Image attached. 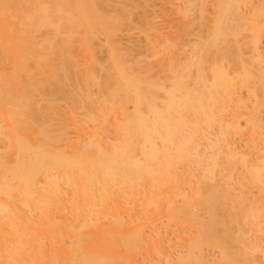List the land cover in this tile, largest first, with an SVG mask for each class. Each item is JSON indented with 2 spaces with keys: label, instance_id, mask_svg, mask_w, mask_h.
Returning a JSON list of instances; mask_svg holds the SVG:
<instances>
[{
  "label": "bare ground",
  "instance_id": "obj_1",
  "mask_svg": "<svg viewBox=\"0 0 264 264\" xmlns=\"http://www.w3.org/2000/svg\"><path fill=\"white\" fill-rule=\"evenodd\" d=\"M94 1L95 0H0V243L9 241L11 244V250L9 251L11 257L16 254V251H18L17 248L24 250L23 248H29L31 245L35 247H45L46 245L43 238L49 239L51 244H59V242H64L68 238L69 241H67V243L70 244L69 251L63 250L62 248L67 259H70V261H84L85 263H88V261L92 263L94 261L93 263L95 264H98L96 261L99 262L100 260L110 258V253L118 246L117 242H119L120 246L122 245L123 248L120 246L119 248H121V250L123 249V253L128 252L134 246V248H136V246L144 248V241L148 237L145 236L147 232L143 235L144 232H142V228H145V225L148 224L144 222L148 221L149 216H147L145 212L147 210L143 208L147 202L145 204L143 202L147 200L149 204L159 206L157 205L159 200L157 191L163 188H161L163 183L166 181L170 182L172 178L174 180L178 177L177 171L179 168L177 170V166H179L180 162L184 159L187 160L189 168L197 167L201 170L203 169L202 175H204V177L206 176V178L210 176V171L205 172V170H208L211 164L213 167L210 169L217 167V164H219V161L217 163L218 155H214V152L212 153L213 156L210 157L211 162L209 161L206 163L208 160L201 152H198L202 151L201 149L198 150L200 148H198V145L202 143L201 141H203L204 144V140L207 141L208 132L206 133V130L208 131L210 128L208 125L209 123L212 124L214 120L217 121L218 119L219 122L225 121L224 118H220L223 112L217 115L215 111L220 113L218 109L222 110L221 106H225L222 105L224 100H220L225 95L223 93H229L231 95L232 91L235 89L236 82H238H234V80H236V74L234 75L232 73L234 75L233 77H235L232 78L231 74H229V72L227 73L230 66L227 67L225 72L223 62L220 63L219 57L215 55L216 53L220 55L219 48L222 47L220 42H222V40L225 41L222 37L227 34H224L225 31L223 32L222 30L223 24H225V22L228 24V18H230L229 23H232V26L230 24L227 27H234L233 24H239L237 20L240 21V19H243V14H241V10H239L240 8L238 6L240 3H234L235 0H232L234 5L237 4V8L239 9L235 8L236 10L233 9L234 11L232 10L231 13L227 10L229 7L224 8L225 6H223L227 3L229 4L231 0H224L226 4L223 2V5L220 0L221 6L220 4L218 5L219 0H216L217 2L214 0L213 4H211L212 1L207 0L210 1L209 4L211 5H207L206 0V3L203 2L204 0H200L202 4L199 2L200 7L197 8L199 17L198 15L197 17L198 21H200V31L201 28L203 30L200 33L198 31L199 34L196 32L197 30H195L197 36L194 35L195 39L191 42L188 39H191L190 30H188L185 25L187 24L190 28L194 23L189 17H192L193 13L191 12L197 14L195 13L197 11L193 10V5L197 4V2H194L195 0H183L184 7L182 8L184 11L182 17L185 16V18L182 19L185 21L186 17H188L193 23L191 22L192 24L188 25V18L186 19L187 22L185 21L184 23L182 21L185 24L183 25L185 26L184 28L187 29H184L182 26V32L185 30L183 32L185 36L177 29V32L181 33L180 36H183V38L189 36L186 37L188 41H186V38L184 39L187 44L184 43V41L183 44H181L182 41H180L181 43L178 42L179 38H177V35L179 34L176 33L175 36L177 40L174 38L175 41H173V39V42L171 41L173 48L170 47V45L168 47L169 51L167 55L170 59L167 60L166 72L168 71L169 75L165 76L163 74L166 78H169V80L163 78V80H167L168 82L166 83L168 86L167 88L166 85H164L165 83L161 81V73H159L161 77L159 78L161 81L160 85V83L157 82L159 79H156L158 77H153V79L157 80L156 82L148 78V75L151 74H149L150 71H148V69L144 71L142 75H139V73L137 74V71L133 72L132 70L136 68V65L134 64L135 67L131 65V63H133L132 60V62H125L126 64H130L129 66H133L132 70L126 69L129 67H126L121 60V55H123L125 53L123 51L126 50L120 51L117 48H120V46L114 43L116 41H111L112 35L109 36L110 34H108L112 31V28L110 27V30L108 26L113 22L110 21L109 23V20H115L116 18L112 16L114 19H111V16H109L108 20L106 17H103V20L101 17L104 13L99 15L97 9H94L96 8L94 7ZM215 4L216 6L214 7ZM231 5L233 4L231 3ZM209 8L212 9L215 15L210 14L211 10ZM221 8L226 10L221 12ZM253 9L255 8L253 7ZM257 9L259 12V8ZM178 12L180 13V11ZM178 12L176 14H178ZM98 19L103 20L102 22L100 20L99 25ZM182 22H180V24ZM249 23H251L250 20ZM252 24L253 22L251 25ZM239 25H242V23ZM239 25H237L238 29L234 27L238 34L241 31L238 32V30L241 29ZM234 28L231 32L235 31ZM254 28L256 32L253 33V40L252 38L250 39L252 41L250 49H252V53H255L254 55L256 56L254 57L260 59L262 56L260 54L262 52H260L259 44L262 37L261 33H259V28L261 29V27L257 26ZM45 29L48 33L47 31L45 32ZM220 30L223 36H221ZM106 31L108 36L106 35ZM247 31L249 32V30ZM175 32L176 31H174V34ZM231 32V36L233 34L235 35L233 38L231 36L229 38L227 35L229 39H227V42L232 39V42L228 43H230L231 46H236L233 40H236L235 37L238 36V34L236 35V32ZM100 35H104L102 36L104 38L106 37L105 39L103 38L105 40V45L100 44V48H105L106 50L104 49V51L109 53L108 56L110 61H108L113 67L112 70L110 69L112 73L109 72L111 74H108L104 81L96 75L95 70L98 69L103 71L106 64L102 66L101 63H99L100 65L97 63L95 58L97 50L93 48L91 42L94 37L96 40V37L99 38ZM217 35H220L218 37L222 38L219 39L221 40L220 42L217 40ZM170 36L172 35L170 34ZM156 37L157 36H155V38ZM159 37L162 38L163 36L159 35ZM224 38H226V36ZM160 39L158 41L159 43L163 41H160ZM151 40L153 44L151 42H149V44L152 51L156 52L157 47L155 48L152 46H154V42H158L154 41L152 38ZM164 41L169 43L167 42L169 40L164 39ZM189 42H191L190 45H188ZM241 42L242 41H240V43ZM166 43L164 42L165 45ZM228 43L227 46L229 45ZM162 44L163 42L159 45L161 46ZM218 45L219 51L216 49ZM155 46H157V44ZM214 46H216V48ZM227 46L223 47L230 56L229 51L231 49L227 48ZM231 46L229 45V47ZM236 47L240 48V46ZM158 48L160 49V47ZM210 49L215 50L212 52ZM227 49L229 50L227 51ZM150 50H148V52H150ZM155 52H152L153 55H155ZM127 53L128 52H126V54ZM81 54L85 57L84 60L82 59L83 56L80 57L81 63L83 62V67L79 63L82 70L79 67L77 68L79 65L78 63V65L76 64L74 66L76 60L74 61L73 59L74 57L79 58ZM158 54L160 55V52ZM224 54L222 55L223 58L225 56ZM149 56H151L150 53ZM205 57H208V59ZM57 58L61 61L65 58H67V60L68 58L71 59L70 61H73V64H71L76 69H79L77 71L81 70L80 73L76 70H71L73 67L71 64H68L69 67L67 69L64 62L62 65V63H58V60L55 61ZM220 58L222 57L220 56ZM227 58L225 60H228ZM53 60L54 62L52 63ZM77 60L79 61V59ZM221 60L224 61V59ZM56 62L58 63L57 65L60 64L62 67H58ZM53 64L55 67H58V70L59 68H63V66L66 68H63L64 72L62 70L60 73L67 72L70 74L73 71L74 77L77 76L80 78L81 76L82 78L81 81L76 79L77 77L75 78L76 81L79 82L75 86L76 89H74V92L68 94L67 98L71 101L72 106L67 109V112L64 114L65 120L62 119L63 121H60L59 109L55 104V100L52 98L53 93H55L53 86L58 83V81L55 83L58 79H56L55 73L56 75L59 73L57 72L58 70L56 71L55 67H53ZM227 64L228 63H226V65ZM107 66H109V64ZM164 67L163 69H165ZM107 68L109 69L110 66ZM245 68L246 67H243V79L244 82L249 85V83L251 82L252 84L255 79L252 80L250 72H248V70L246 71L247 68ZM206 71H209L211 74L208 75L209 77L211 76L210 79H208L209 77L206 75ZM59 74L58 76L60 77ZM237 76L240 75L238 74ZM66 77L68 79L70 78L66 76L65 73L63 78H65V82H68L69 80L66 79ZM63 80L62 84L65 85ZM245 83L243 84L246 85ZM168 84L171 85V87H169ZM155 87H157L159 91L162 87L165 89L167 88L168 91L164 90V88L161 90V93L164 92V95L168 98L165 97L166 101H164V97L162 101L157 100V96L153 97V95L157 93L155 92ZM93 89L96 91V94H93ZM229 94L226 95L229 96ZM232 95H234V93ZM228 98L231 97L229 96L227 99ZM231 100L232 99H230V101ZM157 101L160 102L161 105H159ZM220 102H222L221 106L219 105ZM241 102L242 101H239L237 104H242ZM217 105H219L218 107L220 108L217 107L214 110ZM259 105H261V103ZM259 107L260 109L263 108H261V106ZM259 107L253 109L254 113L258 112L257 110H259ZM233 112H236V110ZM112 115L115 118V123L113 122V129H115L113 131L114 136L111 139H106V141L104 140L105 138H103L106 130L105 124L107 126V122H110L108 120ZM234 115V118H237L236 113ZM248 117L252 118V115L247 116V118ZM234 118L232 120H234ZM59 121L66 122L63 124L64 126H62ZM58 124L61 126L58 127ZM224 124L226 123L224 122ZM208 126L209 128H205ZM222 127L218 133H224L221 132ZM228 127L226 124L223 131H227ZM221 134H219L220 137L223 136ZM216 139L213 141L217 142ZM208 142L210 141L208 140L206 144ZM214 144L216 143L214 142ZM211 145L213 146V144ZM202 146L204 145L202 144ZM232 146L229 148H232ZM218 147L217 145V149ZM244 160L245 159H243V162ZM249 162L246 164L245 162L242 163L244 166L243 168H250L253 165L250 164L253 161ZM246 165L248 167H246ZM253 167L254 168L251 169H254V174L252 173L253 170H246L248 175V177L246 176L247 178L244 177V179H242L243 176L240 178L241 175H238L240 182L245 179L251 184L252 182H257V179H253L254 181L251 180L250 182L248 179L250 178L249 173H252L251 175L260 179L264 167H260L261 169H259L257 164L255 166L253 165ZM187 170H190L186 172L188 173L186 175L189 177V175H192L191 173L193 171H191V169ZM212 171H214V169ZM212 171L211 173L213 174ZM215 173L216 172H214V174ZM214 174L212 175L213 177L218 175ZM239 174H241L240 171ZM198 175L200 176V174ZM187 176L186 178H188ZM200 177L203 178L202 176ZM251 177L253 178V176ZM263 178L264 176H261L262 180ZM144 179L149 180V191L146 192H149V195L145 194V198L147 197L148 199L140 202L138 199L140 197L138 195L141 193L138 192L140 194L137 193V195L135 193L137 192L138 186L141 185V181H144ZM207 179H205L204 182ZM173 180L172 182H175ZM211 180H213V178H211ZM201 182L204 184L203 181ZM258 182H260V185H264L263 181L259 180ZM245 183L244 181V185ZM237 184L239 186L237 189L239 190L236 196L238 203H236L238 206H242L244 201H249L246 197L252 196V193L250 192L251 195L246 194L247 196H245V193H248L250 190H248V192H246V190L244 193L242 189L244 185L242 184V186H240L241 184H239V182ZM177 187L179 186L177 185ZM201 187L200 190H198L199 188L197 190L195 188L196 191L194 192L191 190L193 194L186 195L183 199L185 201L183 207L190 202L187 214H190L192 217H195V209L193 208L196 202L194 201L197 198H201V192L204 191H201ZM245 188L247 187H244V189ZM171 192L173 193V191ZM160 194L159 192V195ZM167 194L170 193L168 192ZM199 194H201V196ZM127 195L131 198L134 197L132 199L136 202L139 201V204H144L138 205L140 207V209L138 208V213H134L135 215L132 216V224L136 226L133 228V225L131 227L133 229L130 230L127 229L129 225L126 227V222L123 221L124 218H122L123 220L120 218L122 216V211L121 213L120 211H116L117 208H119L118 210H121V208L124 210V205L122 204L123 201H126L125 198ZM171 196L168 195L166 196L167 199H162L163 203L167 204L171 202ZM204 196L205 195H203V197ZM132 199L130 201H132ZM192 203L194 205H192ZM120 204L123 207H121ZM118 205L120 207H117ZM160 207L161 206H159V208ZM238 208L243 209L241 207ZM185 210L187 211V208ZM153 218L151 220H153ZM142 223L145 225L141 226ZM239 231H241V228ZM157 232H155L156 236H158ZM242 232L245 231L243 230ZM114 234H116V236H114ZM262 235H264V233ZM28 238H31V245H29ZM156 239L154 238L155 241ZM261 240L262 239H260V241ZM113 242H116L114 246L112 245ZM242 242L240 240V244ZM248 243L251 244L250 241ZM157 244H160V242ZM124 246L129 249L124 248ZM124 249H126V251ZM123 253L122 255L124 256ZM252 256L253 260L254 254ZM261 259L263 258L261 257Z\"/></svg>",
  "mask_w": 264,
  "mask_h": 264
},
{
  "label": "rangeland",
  "instance_id": "obj_2",
  "mask_svg": "<svg viewBox=\"0 0 264 264\" xmlns=\"http://www.w3.org/2000/svg\"><path fill=\"white\" fill-rule=\"evenodd\" d=\"M210 1H212L211 4L214 3V0H210ZM210 1H207V3H206L204 0L203 2L206 3L207 5H211V4H209ZM241 1H242V3H241ZM241 1L240 0L234 1V3H240V4H238V6L240 8L239 9V8H237L238 7L237 4L234 5L232 0H231V2L229 1V4L227 3L228 5L226 4V2L224 0H221L222 5L224 3L226 4V5H223V6H225L224 8L232 7L230 9L227 8V10L230 11L231 13H232L233 9L234 10H236V9L241 10L240 12H241V14H243V19L246 17L245 18L246 20L245 19L244 20L240 19V21L237 20V22H239V24L242 23V25L237 24L241 27V29L238 30V32L241 30L239 32V34L237 33V30L234 28V27H236L238 29V26L236 24H233L234 27H231L232 23H229L230 18H228L229 19L228 24H227V22H225V24H223V22H222V24L224 26L225 25L226 26H225V28L223 26V28L225 30L222 27L221 28H222L223 32L225 31L224 34H226V33L227 34L223 36V34L220 30V32L222 34L221 36H223L222 38L225 40V41L222 40V42H224V43L220 42L221 40H219V39H222V38L218 37L220 35H217V37H218L217 40H219V42L222 46L221 47L222 50H221V48H219L220 49V55L218 53H216V55H215L216 57H219L218 59H219L220 63L223 62V68L225 69L224 70L225 72L227 70V67L230 66L227 70V73L229 72V74H231L232 78L236 77L235 78L236 80H234V82H236V81H238V82H236L235 89H234V91H232V94L234 93V95H232V94L230 95L229 93H223L225 95L229 94V96L231 98H228L229 99L228 100L227 99V97H229L228 95H226V97H225V95L224 96L222 95L223 97L220 100H222V101L224 100V101H223V104H222V102H220L219 105L221 106V104H222L225 106H223V107L221 106L222 110L218 109V110H220L219 111L220 113H218V111L217 112L215 111V113L217 115L221 114V112H223L221 114V116L219 115L220 118L225 119V121H223V122L221 121L223 124L221 122H219V119L217 120L216 118H214L219 122L220 125L218 124L217 121L214 120L215 122L213 121L212 124L207 123L210 126V128H209V126L205 127V128L210 129V130L208 129V131L205 129L206 133L208 132L207 141L209 140L210 142H208V143L213 144L214 147L211 144H208V143L206 144V142H207L206 140H204L205 144L203 141H201L202 143L200 142L201 144L198 145V148L200 147L198 150H200V149L202 150V151H198V152H201V154L204 155L206 157V159L208 160V161L206 160L207 161L206 163H208L209 161L211 162L210 157L213 156L212 153L214 152L213 153L214 155L215 154L218 155L219 159L217 158V163L219 161V164L216 163L217 167L213 168L214 171H212L213 169H210L213 167L212 164H211L210 168L207 167L208 170H205V172L210 171L209 173L211 176L210 177L208 175L209 177H207L208 178L207 179L206 176L204 177V175H202L203 169L201 170L200 168H197V167H192V168L190 167L189 168V166H188L189 164L187 163L186 159L183 160L185 162L181 161L179 166H177V170L179 168V170L177 171L178 177L175 178L177 181L175 179L173 180V178L171 176L172 180L175 182H172V180L170 181L171 183L169 181H166L161 186V188L162 187L163 188L159 189L160 191H157L158 196H159L158 198H159V200H161V201H159L157 199L158 200L157 205L161 206L160 208H159V206L149 204L148 201L146 200L148 198L147 197L145 198V194L149 195V192L146 193L147 191H149L148 190L149 180L144 179V181H141V185L138 186L139 189L137 188V192L135 194L137 195V193L140 192L141 194L138 193V194H140L138 196L141 198V199L138 198L139 201L141 202V201L146 200L143 203L145 204L147 202L149 204L148 205L146 203L145 206H143V208H145L147 210V211H145L147 213V216H149L148 217L149 222L148 221L144 222V223H148V224L147 225H145L144 223L141 224V226L145 225V228L143 227L144 229L141 227L142 232H144L143 235L147 232L145 234V236L148 237V238L145 237L146 239L144 238L145 239V241H144L145 245H143L144 248H141L140 246H136V248H134L135 247L134 246L131 248V250H129V251L127 250L128 252L123 253L124 252L123 249L121 250V248H123L122 245L120 246L119 242H117L118 246H116L115 249H113V252H112L113 254L110 253L111 257L109 256L110 258H107L108 260L103 259V260H100L99 262L96 261V263L99 264L101 262L100 264H262V263L264 264V252H263L264 251V242H263L264 241V235H262L264 233V187H263L264 185L262 186V185H260V182H258L259 180L264 182V178H263V180L261 179V176H264L263 175L264 171H262L264 168L261 170L262 175L261 176L259 175L260 179L255 177L254 175H251L252 173L254 174V172H255L254 169H251V168H254L253 165L255 166L257 164L259 166V169H261L260 167H264V71H262V70H264V13H263V11H264V0H244V2H243V0H241ZM247 1H249V2H247ZM96 2L98 3V6H97ZM194 2H197V4L193 5V10L197 11L198 10L197 8L200 7V5H199L200 0L199 1L195 0ZM201 2H200V4H202ZM215 2H217V1L215 0ZM231 3L233 5H231ZM219 4H220V0L218 1V5ZM221 4H220V6H221ZM104 5H105V7H104ZM207 5H206V7H207ZM215 6H216V4L214 5V7ZM94 7H96V8H94ZM94 7L93 8L97 9V12H99V15L104 13L101 18L106 17V19L108 20L109 16H111L110 17L111 19L115 16L114 18L117 19V20L116 19L115 20H109V23H110V21L111 22L113 21V22L110 23L111 24L110 26H108V28L110 30L112 28L111 33H108V34H110L109 36L112 35L111 41H116L114 43H116L117 46H120V48L117 47L120 51L126 50V51H123V52H125L124 54L121 52L123 54V55H121L122 62L124 63V65L126 67H129L126 69L132 70V67L133 66L135 67V65H136V68H133L132 71L133 72L137 71V74L139 73V75H142L144 73V71H146L148 69V71H150L149 74L151 73L150 75H148V78H150L152 81L155 80L154 82H156L159 78L162 77L161 81H162V83H165L164 85H166V83H168V82H167V80H163V78L169 80L168 77L167 78L165 77V76L169 75L168 71L166 72L167 63H168L167 60L170 59V57L167 55L168 51H169L168 47L170 45V47L173 48L172 42L177 40V38L180 39V37H181L180 40L178 39V42L182 41V43L181 42L180 43L183 44L184 39L186 37H189V36H186L185 38H183V36H185L183 33L185 30L182 32V26L185 25L184 23H185L186 19L188 18V17H186L185 21H184V19H182V18H185V16L182 17L183 16L182 14L184 11V9L182 8V7H184L183 0H175V1L174 0H95L94 1ZM209 7H211V6H209ZM253 7L255 9H253ZM180 8H182V9H180ZM224 8H221V12L222 11L224 12L226 10V9L223 10ZM257 8H259V10H260L259 12L257 11L258 10ZM176 10L180 11V13ZM210 10L209 11L211 13L209 11L208 12L210 14H214L212 9H210ZM216 11H217V9H216ZM218 11H220V10H218ZM177 12H178V14H176ZM191 13L194 14V12H191ZM195 13H197V14H194V17H193V14H192V17H189L190 19L193 20L194 23L192 21H190L188 18V21H189L188 25L193 23L194 26L192 24L189 28L187 26V24L185 25L186 28H188V30H190V32L189 31L188 32L190 33L191 39L190 38H188V39L191 42L193 41V39H195L194 35L197 36V34L195 33V30H197L196 31L197 33H198V31L200 33L203 30L201 28V31H200V21H198V17H199L198 11ZM197 15H198V17H197ZM214 15H212V16H214ZM228 16H226V17H228ZM249 16H251V17H249ZM104 18H103V20H104ZM100 20L101 19L97 20L98 25L100 24ZM103 20H101V22ZM242 20H243V22H242ZM249 20L251 21V23L253 22L252 25H251V23H249ZM180 22H182L183 24L182 23L180 24ZM237 22H235V23H237ZM113 23H114V25H113ZM256 23H257V25H256ZM230 24H231V26L227 27ZM112 25H113V27H112ZM178 25H179V27H178ZM254 25H256V26H254ZM185 26H183V28ZM250 26L252 29L250 28ZM257 26L261 27V29L259 28V30H260L259 33H261V37H262L261 42L259 44L260 45V52H262L260 54V55H262L260 57L261 60L258 57L256 59L254 57V56H256V55H254L255 53H252V49H250V47H251L250 45L252 42L250 39L252 38V40H253V36H254L253 33L256 32L254 30L255 29L254 27H257ZM186 28H184V29H186ZM233 28L235 29L234 32H236V35L238 34V36H236L237 38L235 37L236 40H233V41L236 44V46H240V48L236 47L233 44H232L233 46H231V44L228 43V42H232L231 41L232 39L227 42V39H228L227 37L229 36V38H230V36H231L230 32L233 31L232 30ZM177 29L180 32H182L183 36H180L181 33L177 32ZM250 29H251V31H250ZM256 29H258V28H256ZM191 30L194 34L191 32ZM247 30H249V32ZM46 31L47 30L45 29V32ZM174 31H176L175 34H174ZM234 32H231V33H234ZM243 32H245V33H243ZM47 33H48V31H47ZM157 33L163 37L162 38L159 37V35ZM176 33L179 34V35H177L178 36L177 38L175 36ZM108 34L106 31L107 36H108ZM163 34H165V35H163ZM170 34L172 36H170ZM148 35L150 36V38ZM234 35L235 34H233L231 37L233 38ZM102 36H104V35H100L99 38L96 37V40L94 37L93 41L91 40V42H92L93 48L94 49L96 48V50H97L96 54H95V58H96L97 63L98 64L101 63L102 66H104V64H106L105 69H104L105 71L104 70L100 71L98 69L95 70L96 75L99 78H101V80L103 79L102 81H104L106 79V76H108V74L112 73L111 70L113 69V67L111 66V63L109 62L110 61L109 56H108L109 53L107 51H104L105 48H103V49L100 48L101 47L100 44L105 45L104 39L106 37L104 38ZM155 36H157V37L155 38ZM192 36H193V38H192ZM225 36H226V38H224ZM250 36H252V37H250ZM101 37H102V39H101ZM151 38L156 42H158L160 38H161L160 41L163 40L160 43L154 42V46H152V47H155V48L157 47L156 52L152 51V48L149 44V42L152 43ZM163 38L166 40H169V41H167L169 43H166V41H164ZM174 38H176V39L174 40ZM155 39H157V40H155ZM172 39H173V41H172ZM188 39L186 38V41H188ZM186 41H184V43L187 44ZM235 41H237L239 44ZM240 41H242V42L240 43ZM249 41H250V43H249ZM162 42H163V44L160 46L159 44H161ZM164 42L166 43V45L164 44ZM191 42H189L188 45H190ZM227 43L231 47H229V45L227 46ZM245 43H246V45H245ZM156 44H157V46H155ZM95 46H97L98 49ZM148 46H149V49H148ZM223 46H225V47L227 46V48H229L233 51V52L231 50L229 51L230 56L228 55L229 53L225 51L226 49ZM158 47H160V49ZM214 47L216 48V46H214ZM218 47H219V45L217 46L216 49H218ZM150 48H151V50H150ZM146 49L150 50V52H148V50H146ZM219 49H218V51H219ZM229 49H227V51ZM157 50H158V52H157ZM211 50L213 52L215 49L214 50L210 49V51ZM236 50L237 51L239 50V51L237 52ZM163 51H165V52H163ZM126 52H128V53L126 54ZM152 52H155L154 53L155 55H153ZM159 52H160V55L158 54ZM149 53L151 56H149ZM223 54L225 55L224 58L222 56ZM226 55L228 56V58ZM153 56H155V57H153ZM166 56H167V58H166ZM220 56L222 58H220ZM80 57H82L83 60L85 58L83 54H81L79 56V58L78 57L73 58L74 61L76 60L74 62L75 63L74 66L77 63L78 64L80 63L83 67V62L81 63ZM129 57L130 58L132 57V58L130 59ZM226 58L228 60H225ZM77 59H79V61ZM206 59H208V57ZM221 59H224V61ZM57 60H58V63H62V65L64 62V65L67 66L66 67L67 69L69 67L68 64H71V63L73 64V61L71 62L70 61L71 59H69V58H68V60L70 62L67 60V58L64 59L65 61L64 60L61 61L58 58L55 59V61H57ZM131 60L133 61V63H131V65H133V66H129L130 64H126V63H128V61L132 62ZM163 60H164V62H163ZM66 61H68L69 63ZM226 61H228V62H226ZM53 62H54V60L52 61V63ZM137 62H138V64H137ZM206 62H208V61H206ZM58 63L56 62V65ZM226 63H228L227 64L228 66L226 65ZM80 64L77 66V68L79 67L82 70V67H80L81 66ZM108 64L110 66L109 69L107 68V67H109V66H107ZM59 65H57V66L62 67V65H60V66ZM137 65H141V66H137ZM162 65H164L165 67ZM74 66L72 67L71 70H76V71L79 70V69H76ZM221 66H222V64H221ZM53 67H55V65ZM58 67H55L56 71L58 70L57 69ZM163 67L165 69H163ZM243 67H246L247 68V69L245 68L246 71L248 70V72H250V75L252 76V80L255 79L252 82V84L250 82L248 85L247 83L244 82V79H243L244 75L242 73V72H244ZM63 68H65V67L63 66ZM63 68H59L60 71L58 70L57 72L60 73L63 70ZM160 70H161V72H160ZM80 71H77V72L80 73ZM63 72H64V70H63ZM109 72H111V73H109ZM59 73H57V75L55 73L56 79L58 78L57 80L55 79L56 80L55 83L57 81H58V83H56L57 85L55 84V86H53V90L55 91V93H53L52 98L55 100V104L57 105V107L59 109L58 111L60 113L59 114L60 119H61L60 121H63L62 119H64V114L67 112V109H69L72 106L71 101L67 98L68 94L74 92V89H76L75 86L79 82V81H76V79L81 81L82 78L80 75H79L80 78L77 76L74 77L73 71H72V73H70L71 75L68 74L67 72H65L66 76L70 77L69 79L66 77V79H68L69 81L67 80L68 82H65V78H63L65 76V73H60V74ZM159 73H161V75H162L161 77H160ZM232 73L234 75L236 74V76L233 77L234 75ZM58 74L60 75V77L58 76ZM63 74H64V76H63ZM238 74L240 76H237ZM206 75L208 76L211 74L209 73V71H206ZM153 77L154 78L158 77V78H156L157 79L156 80V79H153ZM210 77L208 79H210ZM62 80L65 82V85L62 84ZM74 81L76 84L74 83ZM161 81L159 79V81H157V82H159L161 85ZM241 82H242V84H241ZM159 83H156V84H159ZM243 83H245L246 85H244ZM55 87H56V89H55ZM164 87H162L160 89V91L157 89V87H155L156 91L155 90L154 91L157 93H156V95H153V97L157 96L156 99L159 101H162L166 97L164 95V92L161 93V90ZM166 87L168 88L167 85H166ZM169 87H171V85H169ZM158 88H159V85H158ZM167 88L166 89L164 88V90L168 91ZM166 91H165V93H166ZM51 92H53V91H51ZM92 92H93V94H96V91L94 89ZM166 95H167V93H166ZM233 96H235V97H233ZM166 98L164 99V101H166ZM223 98H226V99H223ZM156 99H155V101H156ZM230 99H232V100L230 101ZM238 100L242 101L241 102L242 104H237V103H239ZM224 102H225V104H224ZM226 102H227V104H226ZM157 103H159V105H161L160 102L157 101ZM260 103H261V105H259ZM219 105H217L214 108V110ZM259 106H261V108L262 107L263 108L260 109ZM258 107H259V110H257L258 112L254 113L253 109L258 108ZM218 108H220V107H218ZM235 110H236V112H233ZM252 110H253V112H252ZM235 113L237 115L236 116L237 118H234ZM217 115H215V116H217ZM250 115H252V118H249V117L247 118V116H250ZM217 118H219V117H217ZM233 118H234V120H232ZM60 121H59V123H61V125L64 126L63 124L66 121H64V122H60ZM108 121H110V122L109 123L107 122V126L105 124L106 128L104 127L106 129L104 136H103V138H105L104 140H106L108 138L111 139L114 136V132H113L115 130V129H113V126H114L113 122L115 123L114 116L113 115L110 116ZM224 122L227 124V127L229 126L227 128L228 129L227 131L226 130L223 131L224 127H226V124H224ZM256 122H257V124H256ZM229 124L232 126H230ZM255 124L256 125L259 124V125L256 126ZM61 125L58 124L57 126L59 127ZM221 127H222L221 132L222 133L224 132L223 134L218 133V132H220ZM219 134L223 135L224 137L223 136L220 137ZM71 136H74V135H71ZM209 137H210V139H209ZM216 137H217V139H216ZM218 137H219V139H218ZM214 139H216L217 142L213 141ZM214 142L216 144H214ZM227 143L229 144V146ZM202 144L204 146H202ZM217 145L219 146L218 149H217ZM225 145H227V146H225ZM232 145H234V146H232ZM230 146H232V148H229ZM202 148H204V149H202ZM212 148H214V149L216 148L215 151ZM243 159L246 160V161L244 160L245 164L247 162H249L250 160H251L250 162L253 161L252 163L249 162L251 165L252 164L253 165L252 166L250 165L251 166L250 168L247 165H246V167H248V168H243L244 167L242 164V163H244ZM241 166H242L243 170H242ZM187 169H191V171H193L191 173L192 175L191 176L189 175V177L186 175V174H188L186 172H189L190 170H187ZM249 169H250V171L253 170L251 174L249 173L250 178H248V179L250 180V182H251V180L254 181L257 179L256 180L257 182H252V184L249 183V181L246 179L242 180V179H244V177L245 178L248 177L247 171H249ZM211 171L213 172V174H214V172H216L215 174H218L217 176H214L216 178H214L212 176L213 174L211 173ZM239 171L241 174H239ZM244 171L246 172V174ZM198 174H200V176H202L204 179L201 178ZM193 175H196V176H193ZM238 175L239 176L241 175L240 178L243 176L241 179L243 181V183H242V181L240 182V178L238 177ZM186 176L188 178H186ZM251 176H253V178ZM181 177H182V179H181ZM199 177L201 178V181H203V182L205 179H207L204 182V184H202L201 181H200L201 183L199 182V180H200ZM178 178H179V180H178ZM211 178H213V180H211ZM244 181L246 182L245 185H244ZM143 182H145V183H143ZM238 182H239V184H241L240 186H242V184L244 185V186H242L244 193L246 190H247L246 192H248V190H250L248 193H245V196H247L246 194L249 195L250 192L252 193V196L246 197L249 199V201H244L245 204L243 203L242 206H238V204H237L238 201H237L236 196H237V192L239 190V189H237V188H239V186L237 184ZM174 183H176V184H174ZM171 185H172V189H171ZM177 185L180 188L177 187ZM200 187L202 188L201 191L202 190H204V191H202L203 193L201 192L202 197L197 198L194 201L197 204L195 203V207L193 208V209H195L194 210L195 217H192V216H190V214H187L189 211L188 206H189L190 202L185 207H183V204L185 203V201L183 199L186 197V195L188 196L190 194H193V192L196 191L197 189L200 190ZM244 187H247V188L244 189ZM195 188H196V190H195ZM175 190H176L177 194H176ZM171 191H173V193ZM159 192L161 193L160 195H159ZM168 192L170 194H167ZM201 194H199V195L201 196ZM168 195L169 196L172 195L171 196L172 197L171 202H168L167 204L163 203L162 199H167L166 196H168ZM173 195H174V197H173ZM203 195H205V196L203 197ZM142 197H144L145 199ZM132 198H134V197H132ZM132 198L127 195V197L125 198L126 201H123V204L121 203L122 205H124V210H123V208H121V210H118L119 208H117V210H116V211H120V213H121V211H122V213H124V214L121 213V215L123 217L120 215L121 216L120 218L121 219L124 218V220L123 219L122 220L126 222L125 223L126 227L129 225L127 227V229H129V230L133 229L136 226V225L132 224L133 223V221H132L133 217L132 216H134L136 213H138L137 211H139L138 208L140 209L139 206L141 204L144 205L143 203L139 204V201L136 202ZM131 199H132V201H130ZM197 200H198V202H197ZM131 202H132V204H131ZM121 204H120V206H121ZM192 205H194V204L192 203ZM120 206L118 205L117 207H120ZM121 207H123V206H121ZM238 207H241L243 209H240ZM184 208L185 209L187 208V211ZM130 215H131V217H130ZM153 216H154V218H153ZM152 218H153V220H151ZM192 218H195V219H192ZM199 225H202V226H199ZM112 226H114V225H112ZM132 226H133V228H131ZM114 227H116V226H114ZM240 228H241V231H239ZM262 229H263V231H262ZM243 230L245 232H242ZM155 232H157L158 236L155 235ZM237 233H238V235H237ZM249 233L251 234L252 237L250 236ZM116 234H114V236H116ZM255 236H256V238H255ZM153 237L155 239L159 238L158 241L156 239V241H157L156 242ZM259 238L262 239L261 240L262 242L260 241ZM28 239H29V245H31L32 244L31 238H28ZM28 239H27V241H28ZM43 239L45 241V245H46L45 247H35V246L31 245V247H29V248H27V247L23 248L25 251L17 248L18 251H16V254L12 255V257L9 254V251L11 250V244L9 243V241H5L4 243H0V264H95V263H93L94 261L92 263H90V261H88V263H85L84 261H70V259H67V256H65V252L62 251V248H63V250L69 251L70 244L67 243V241H69L68 238L64 242H59V244H57V243L51 244L49 239H46V238H43ZM152 239H153V241H152ZM248 239L251 242V244L248 243L249 242ZM240 240H241V242L243 241L241 244H240ZM236 241H237V244H236ZM158 242H160V244H157ZM256 242H258V243H256ZM62 243H63V245H62ZM114 243L116 244V242H113V244H112L113 246H114ZM244 244H246V245H244ZM119 246L121 248H119ZM124 248H126V247L124 246ZM255 248H256V250H255ZM126 249H129V248H126ZM126 249H124V250L126 251ZM261 249H263V250H261ZM252 250L256 251V252H253ZM258 250H259V252H258ZM122 253L124 254V256L122 255ZM127 253H128V255H127ZM252 253L254 254V258H253L254 261L252 260V257H253ZM261 257L263 259H261ZM202 258H203V260H202Z\"/></svg>",
  "mask_w": 264,
  "mask_h": 264
}]
</instances>
